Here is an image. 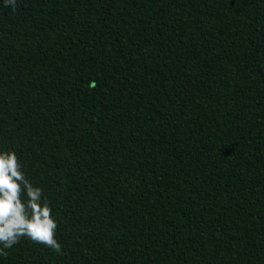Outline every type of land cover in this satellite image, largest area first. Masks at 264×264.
<instances>
[{"label": "trees", "instance_id": "trees-1", "mask_svg": "<svg viewBox=\"0 0 264 264\" xmlns=\"http://www.w3.org/2000/svg\"><path fill=\"white\" fill-rule=\"evenodd\" d=\"M3 151L62 252L0 264H264V0H0Z\"/></svg>", "mask_w": 264, "mask_h": 264}, {"label": "clouds", "instance_id": "clouds-1", "mask_svg": "<svg viewBox=\"0 0 264 264\" xmlns=\"http://www.w3.org/2000/svg\"><path fill=\"white\" fill-rule=\"evenodd\" d=\"M8 5L14 10L16 0H5ZM41 198L42 189L27 179L16 154L0 152V256H7L22 237L62 252L55 238L57 222Z\"/></svg>", "mask_w": 264, "mask_h": 264}]
</instances>
